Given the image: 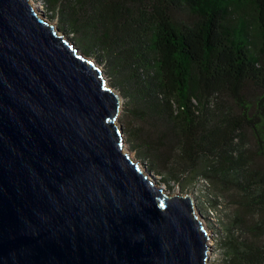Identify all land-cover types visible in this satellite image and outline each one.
<instances>
[{"label": "water", "instance_id": "1", "mask_svg": "<svg viewBox=\"0 0 264 264\" xmlns=\"http://www.w3.org/2000/svg\"><path fill=\"white\" fill-rule=\"evenodd\" d=\"M42 14L0 0V264H207L194 199L124 152L122 97Z\"/></svg>", "mask_w": 264, "mask_h": 264}, {"label": "trees", "instance_id": "2", "mask_svg": "<svg viewBox=\"0 0 264 264\" xmlns=\"http://www.w3.org/2000/svg\"><path fill=\"white\" fill-rule=\"evenodd\" d=\"M43 4L84 50L105 56L126 100L125 133L151 169L174 180L186 174L194 180L200 172L227 180L244 191L247 204L264 207V174L234 138L253 130L264 150V0ZM251 86L255 102L247 101ZM238 259L262 264L264 249L249 247Z\"/></svg>", "mask_w": 264, "mask_h": 264}, {"label": "rangeland", "instance_id": "3", "mask_svg": "<svg viewBox=\"0 0 264 264\" xmlns=\"http://www.w3.org/2000/svg\"><path fill=\"white\" fill-rule=\"evenodd\" d=\"M34 2L38 5L41 4L42 9H45L42 10L44 18L55 26L60 35L74 44L80 54L95 62L102 69L107 85L120 94L123 104L117 124L124 129V126H127L126 100L121 90L115 86L105 56L101 55L102 52L96 48L84 50L78 40V35L73 33L69 25L62 24L58 13L47 9L43 0H34ZM177 17L182 19L185 16ZM248 89L247 101L255 102L259 94L252 86ZM224 103L231 108L235 107L229 99L225 98ZM212 104L215 106V101ZM234 138L236 142L244 143L242 148L252 162L253 168L264 174V150L259 152V144L253 130L248 129L246 132H242V135L241 133L236 134ZM133 145L134 143L128 139L124 132V152L128 153L132 160L138 163L140 169L149 175L156 185L164 187L165 192L170 196L189 195L194 199L195 211L203 219V224L210 237L211 249L207 264H239V256L245 254L249 247H252V250L264 249V207H252V205L247 204L248 198L244 196V191L240 190L235 183H230L221 178L207 177L201 172L195 176L197 179L194 180L192 177H187V174L174 180L169 175L151 169L148 158L140 157L138 152L132 148ZM209 156L217 160L214 154L210 153ZM204 163L205 161L202 159L201 164L204 165ZM233 176L234 173H231L230 178L232 180Z\"/></svg>", "mask_w": 264, "mask_h": 264}, {"label": "bare ground", "instance_id": "4", "mask_svg": "<svg viewBox=\"0 0 264 264\" xmlns=\"http://www.w3.org/2000/svg\"><path fill=\"white\" fill-rule=\"evenodd\" d=\"M31 1V3L34 5V7L39 11V12H43L42 10V7L40 6V5H38V4H36L35 2H34V0H30ZM43 15V14H42ZM195 210H196V208H195ZM198 215V214H197ZM199 217H200V219L203 221V219L201 218V216L200 215H198ZM204 222V221H203ZM210 246H211V244H210ZM211 249V248H210Z\"/></svg>", "mask_w": 264, "mask_h": 264}]
</instances>
